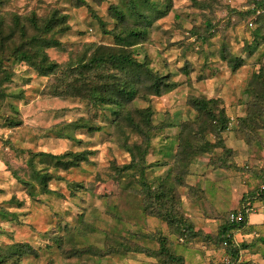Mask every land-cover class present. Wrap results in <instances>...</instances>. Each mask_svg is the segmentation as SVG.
<instances>
[{
    "label": "rangeland",
    "instance_id": "374dc122",
    "mask_svg": "<svg viewBox=\"0 0 264 264\" xmlns=\"http://www.w3.org/2000/svg\"><path fill=\"white\" fill-rule=\"evenodd\" d=\"M255 1L0 0V264H233L219 229L264 170ZM17 49L56 66L42 76ZM121 50L171 91L153 96L115 64L88 71ZM115 82L131 99L93 107L87 93ZM194 100L229 128L214 131ZM77 121L99 130L68 127ZM252 208L233 234L238 264H264V204Z\"/></svg>",
    "mask_w": 264,
    "mask_h": 264
},
{
    "label": "trees",
    "instance_id": "16d2710c",
    "mask_svg": "<svg viewBox=\"0 0 264 264\" xmlns=\"http://www.w3.org/2000/svg\"><path fill=\"white\" fill-rule=\"evenodd\" d=\"M252 4L254 5V7L246 10V12H245V15H247L248 18H250L254 14L256 15V10H259L260 8H262L264 5V2L263 1L262 2L255 1ZM142 18H143V21H148V18L146 16H143ZM145 35H146L145 31L127 33V36L124 37L125 43H129L130 45H132V43H136L138 41L144 40ZM119 52L120 53L117 52L115 54L114 53H106L107 57L99 56V57L92 58L90 60V63H89L90 66H89L88 71L92 72V70H96L97 66L105 67L108 65L113 66L115 64V65H118V67L120 66L124 70H128L134 74H137V78L142 77L143 79H148L150 81L149 91L151 90V93L153 94V96H161L162 94L171 91L174 84L166 83L165 78L160 77V76L154 74L152 71H150L149 68L147 67L146 63H140V62L132 60L130 57V53H128V52L126 53L124 50H121ZM17 57H20L21 59L26 60L29 63H34L33 67L37 71H39V73H41L42 76L51 73L53 71L54 67L56 66L55 64L47 63V59L45 56H43L42 58L39 59V61H37V58H38L37 53L36 54L35 53L29 54L26 51H20L19 49H17L16 50V58ZM35 57H36V59H35ZM263 68H264V66H263ZM0 71H2V70H0ZM262 76H264V75H262ZM110 78H111V76H110ZM3 79L9 80L10 75H8V74L5 75ZM262 79H264V77H262ZM116 83L117 82L112 83V84L104 83V84L99 85L98 87L91 89L87 94H88V98H89L92 106L97 107V108L105 107L106 111H109V109H112V107L116 106L118 111H119L120 103L117 102L116 97H119L122 95L123 98H130L131 99V97L134 94V89L129 88L128 84H126V86H124V87H120V86H117ZM70 90L71 91L73 90L71 88V86H70ZM192 103L194 105V108L197 111H205L208 113L209 119H210V124H211V127L214 129V131L224 132L229 128L230 121L227 118H225V116L215 114V112L209 108L208 102H205L204 100H201V101L194 100V102H192ZM116 112H117V110L114 111V113H116ZM11 124L13 126L18 125V123H16V122H13ZM68 127H75L76 129L77 128H87L90 132L99 130V128L95 129L92 126H88L86 123L81 124L79 121L72 123V124H69ZM58 138L63 139L65 137L59 135ZM65 139H67V138H65ZM86 155H87V152L81 153V154H74L72 156L78 157L80 159L81 157L84 158ZM36 156L41 157L42 153H39ZM59 157H61V156H55L53 158L57 159ZM33 177H34V180H36V181H38V183H40L41 187L45 188L47 186V182H48L47 175L42 176V175H38L37 173H35L33 175ZM263 181H264V170L260 175V181L258 183V186ZM257 187L254 190H252L251 192H249L250 194H249L248 198H246L244 205L241 206V208L237 210V211L242 212L243 219L236 224L230 223V220H229L230 214H229V216L227 218V222L223 226H221L219 229V237L222 241V245L226 249V253L230 256L231 260L235 264H238L239 251H238L237 247L234 246V244H233V240H234L233 234L236 233L237 231H239L240 229L244 228L248 224L249 213H246L245 209L247 208L248 204H250V206H252L254 204V201L255 202L256 201L262 202L264 204V196H261L259 198L254 197V191L257 189ZM237 211H234V212H237ZM169 258L171 259V261H173L177 264H181V259L175 258V257L171 256L170 254H169Z\"/></svg>",
    "mask_w": 264,
    "mask_h": 264
},
{
    "label": "built area",
    "instance_id": "2783aa9c",
    "mask_svg": "<svg viewBox=\"0 0 264 264\" xmlns=\"http://www.w3.org/2000/svg\"><path fill=\"white\" fill-rule=\"evenodd\" d=\"M261 13H263L262 10H256V15H259ZM249 26L252 27L253 26V23L250 22L249 23ZM261 196H264V181L254 191V197L255 198H259ZM252 210H253L252 206H250V204H248L247 205V208L245 209V212L246 213H250V212H252ZM242 219H243V214L240 211L233 212L229 216L230 223H234V224L240 222ZM224 262L226 264H230V259H229L228 256H226ZM233 264H235V263H233Z\"/></svg>",
    "mask_w": 264,
    "mask_h": 264
},
{
    "label": "crops",
    "instance_id": "0c3cea01",
    "mask_svg": "<svg viewBox=\"0 0 264 264\" xmlns=\"http://www.w3.org/2000/svg\"><path fill=\"white\" fill-rule=\"evenodd\" d=\"M252 224V223H251Z\"/></svg>",
    "mask_w": 264,
    "mask_h": 264
}]
</instances>
